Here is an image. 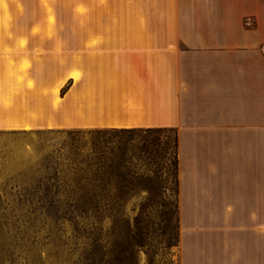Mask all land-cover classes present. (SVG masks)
<instances>
[{
    "label": "crops",
    "instance_id": "0c3cea01",
    "mask_svg": "<svg viewBox=\"0 0 264 264\" xmlns=\"http://www.w3.org/2000/svg\"><path fill=\"white\" fill-rule=\"evenodd\" d=\"M1 1L29 127L174 130L181 264H264V0Z\"/></svg>",
    "mask_w": 264,
    "mask_h": 264
},
{
    "label": "rangeland",
    "instance_id": "374dc122",
    "mask_svg": "<svg viewBox=\"0 0 264 264\" xmlns=\"http://www.w3.org/2000/svg\"><path fill=\"white\" fill-rule=\"evenodd\" d=\"M25 86L40 92L26 94ZM57 88L53 91L55 103L66 85ZM30 98L44 102V62L1 59L0 103L6 108L1 114L23 123L0 126V264H91L97 254L93 239L99 240L98 253L106 264H115L120 251L125 264H181L179 220L173 239L170 216L152 204L155 193L132 198L125 207L127 217L122 220H74L49 206L44 188L52 183V172L46 164L58 159L57 151L67 141L61 131L76 129L20 127L29 125V117H35L26 106ZM35 111L42 116L44 108ZM175 135L170 129L154 134L160 147L169 151ZM176 176L175 168L168 171L167 166L160 167L146 185L169 187L167 196L176 204ZM137 242L142 246H132Z\"/></svg>",
    "mask_w": 264,
    "mask_h": 264
},
{
    "label": "trees",
    "instance_id": "16d2710c",
    "mask_svg": "<svg viewBox=\"0 0 264 264\" xmlns=\"http://www.w3.org/2000/svg\"><path fill=\"white\" fill-rule=\"evenodd\" d=\"M165 130L104 128L61 131L67 141L57 151L58 159L46 164L52 172L49 176L52 183L44 188L50 198L49 206L74 220H122L127 217L125 207L132 198L155 193V203L152 204L159 207L163 215L170 216L175 239L178 209L177 203L167 196L171 189L146 185L147 179L157 176L160 167L167 166L168 171L175 168L177 175V136L170 151L160 147L159 139L154 136ZM92 242L97 254L91 264H106L98 253L99 240L93 239ZM137 243L132 246H142V242ZM116 254L115 264H125L121 251Z\"/></svg>",
    "mask_w": 264,
    "mask_h": 264
},
{
    "label": "bare ground",
    "instance_id": "6f19581e",
    "mask_svg": "<svg viewBox=\"0 0 264 264\" xmlns=\"http://www.w3.org/2000/svg\"><path fill=\"white\" fill-rule=\"evenodd\" d=\"M1 3H2V2H1ZM4 19H5V18H4ZM71 76H73L74 78H76V77H77V75H76V74H73V73L71 74ZM22 123H23V122H22ZM22 123H21V124H22ZM18 126H19V125H18ZM30 126H31V125H30ZM9 127H10V126H9ZM23 128H24L25 130H26V129H28V130H29V125H24V127H23Z\"/></svg>",
    "mask_w": 264,
    "mask_h": 264
}]
</instances>
